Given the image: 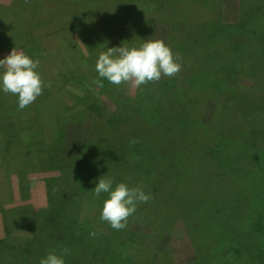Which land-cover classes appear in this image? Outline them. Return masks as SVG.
<instances>
[{"label": "rangeland", "instance_id": "1", "mask_svg": "<svg viewBox=\"0 0 264 264\" xmlns=\"http://www.w3.org/2000/svg\"><path fill=\"white\" fill-rule=\"evenodd\" d=\"M53 1L0 0V59L13 49L23 50L39 60L38 71L44 81L42 95L23 110L18 109L14 95L0 93V264H39L52 250L57 254L66 251V264H190L207 250L205 241L189 234L191 225L186 226L175 209L162 205L159 191L150 192V178L155 180V173L136 179L139 183L125 173L104 174L103 178H112L114 184L142 187L151 196L137 206L126 228L114 230L101 222L102 202L93 196L100 174L93 167L87 172L71 169L72 159L95 125L109 117H122L114 113L122 112L124 101L133 103L134 114L138 106L134 104L142 101V120L151 126L150 133H160L162 148L181 149L187 159L184 162H189L187 168L206 171L218 178V183L235 182L236 189L264 211V166L260 167L263 162L256 156V150L264 148V8L252 13V20L250 11L245 16L247 8H243L240 26L213 32L212 25L208 26L217 13L212 11V0H64L69 7L74 4L83 10L85 17L69 15L65 6L54 7ZM106 1V9L117 4L121 11L105 17ZM205 1H209L206 15L198 12ZM249 1L243 0V7ZM33 2L38 8L47 4L49 11L42 14L45 25L36 31L39 42L30 32L23 33ZM157 4L164 12L154 10ZM152 20H158L153 23L158 26L147 33ZM162 24L166 32L160 28L165 26ZM128 27L129 35L125 33ZM155 39L163 40L179 57L182 67L175 76L162 77L140 89L131 83L114 86L107 81L103 87L97 86L94 65L105 42L110 48ZM231 43L237 46L231 52L234 54L221 49ZM201 45L215 50V66L199 57ZM174 80H191L184 82L188 92L180 101L166 102L164 117L157 119L151 100L142 98L148 89L156 96L163 95ZM249 131L257 137L243 138ZM113 132L108 130V134ZM121 135L117 132L113 139ZM52 156L55 163L49 168L44 161ZM61 168L71 173L66 183L73 186L74 197L84 202L81 206L92 207L88 211L80 208L79 214L95 222L92 225L101 241L96 250L85 240L71 238L68 228L57 224L58 213L51 207L57 183L47 181L58 178ZM190 198L184 200L195 206L192 208H205L203 199L197 203ZM239 203L251 208L244 197ZM136 251L137 258L133 255Z\"/></svg>", "mask_w": 264, "mask_h": 264}, {"label": "trees", "instance_id": "2", "mask_svg": "<svg viewBox=\"0 0 264 264\" xmlns=\"http://www.w3.org/2000/svg\"><path fill=\"white\" fill-rule=\"evenodd\" d=\"M53 5L54 7L65 6L66 13L69 15L77 13L80 14L81 17L87 16V14L76 5L72 4L71 7H69V4L64 0H54ZM29 6L27 12L29 11V13H31L25 21L26 31L23 30V33L26 34L30 32V34L34 35V40L39 42L38 37L40 35L37 34L36 31H38V27L46 23V18L42 14L44 12H49L47 11L48 6L47 4H42L41 6H43V8H38L34 2ZM74 6L76 7L75 9H73ZM105 6V17H113L116 13L121 11V8L117 4H112L106 9V1ZM189 7L192 8V6ZM200 8L198 12L206 15L207 9ZM37 18L39 19L35 20ZM183 20L187 19L184 18ZM71 25L77 27L75 23H71ZM216 29L219 28L213 27L214 32L217 31ZM130 30V28L127 30L128 35L131 33ZM210 34L212 35L214 33ZM233 44L234 43L228 46H222L221 49L228 50L231 53L237 47L236 44ZM201 47L202 49L198 53L199 57L207 64L210 63L208 66H215L216 63L213 62V58L216 56L215 50L209 48L210 46L208 45H201ZM189 81H171L169 87L164 90L161 96H156L150 91L151 89H148V91L146 90L148 95L146 97L144 96L142 99L145 102L147 98L151 100V106L154 111L153 115H155L157 119H161L164 117L163 112L165 103L171 100L177 102L183 99V95H186V92H188V84L185 88L184 82L188 83ZM252 88L253 87L250 89ZM253 102L251 103L253 104ZM122 103V112L114 113L116 117H122L118 120L109 117L95 125L93 131L90 132V137L87 142L79 147L78 155L72 159L71 169L74 168L75 170L87 172L93 167L97 174H100V177L111 171L117 172L118 174L121 173V175L125 173L131 177L134 176V180L138 183L139 181L136 179H140L141 177L147 179L151 177L150 175L152 173H155V175L152 176L155 180L150 178L152 184L150 192L154 193L159 191L162 205L164 207L166 206L168 210L169 208L172 210L175 209L173 212L176 216L183 219L187 224L186 226H188V224L191 225L188 226L189 234L192 237L195 234L198 235L202 243L205 241L207 244V250L203 251L200 257L190 264L263 263L264 211L262 207L252 201V199L247 200L245 193L240 188L236 189L237 186L235 182L229 183L220 180L218 183V178L212 177V175L206 171L202 170L196 172L191 167L187 168L189 162H184V160L186 161L187 159L184 155L185 153L182 152L181 149L171 148V146L162 148L161 146L164 142L160 133L154 131L151 134V126L142 120L143 114L141 111L144 106L142 101H137L134 104L138 105L136 107L137 113L135 112V114L133 103L129 104V101H124ZM261 106H263V102L259 105V107ZM125 123H127V125H125ZM108 130L114 132L108 134ZM117 132H120L122 135L114 140L113 137ZM252 134L255 135V133L249 131V133H244L242 137L247 139L250 137H257V135L253 136ZM112 151H115V153ZM256 156L259 161L263 162L260 167L264 166V148H262L260 152L256 150ZM44 163L49 164V168H51L55 160L52 156V159L48 158ZM64 166L68 167L67 165ZM58 171L63 173L59 175L58 178L47 181L48 183L50 181H55V183H57L54 188L56 199L51 206H54V211L56 210L58 213L59 221L57 224L64 225L68 228L71 238L73 237L79 241L85 240L91 248L96 250V248L101 245V241L97 239L99 237L94 229L95 226L92 225L95 222L92 221L90 223L89 218H82L79 214L80 208L83 207L82 209L88 211L91 210L92 207L81 206L84 202L77 197L75 198L72 194L73 186L66 183L71 173H69V175L64 173L66 170L62 168ZM119 179L120 177H118V180ZM185 196L191 197L190 200L197 203L199 199H203L204 201L202 200L201 202H203L202 204L205 208H199L198 206L196 209L192 208L195 206L189 204V201L184 200ZM243 197L245 203L251 206V208H245L246 206L243 207L239 203ZM106 198V194H102V196L99 197L100 202ZM201 202L199 201V203ZM51 207L49 206L48 209ZM158 208L162 207L159 206ZM188 218H191L189 223ZM192 219H195V222L192 221ZM48 222L52 224L55 223L54 220H48ZM90 233H95L96 235L93 236L90 235ZM197 250L200 252L201 248L198 247ZM95 254L98 253L96 252ZM133 255L137 258L139 254L136 251ZM2 264L16 263L6 262Z\"/></svg>", "mask_w": 264, "mask_h": 264}, {"label": "clouds", "instance_id": "3", "mask_svg": "<svg viewBox=\"0 0 264 264\" xmlns=\"http://www.w3.org/2000/svg\"><path fill=\"white\" fill-rule=\"evenodd\" d=\"M137 46H102L96 59L94 71L95 83L104 86V81L114 86L131 83L140 89L149 82L160 81L162 77H173L181 69L179 57L166 46L163 40H143ZM106 48V50H105ZM39 60L23 50L13 49L8 56L0 59V93L16 97L17 107L23 110L42 95L44 81L38 71ZM98 178L94 189L95 197L106 194L100 207V220L114 230L127 227L128 218L137 211V206L147 203L151 196L142 187H129L126 183H115L112 178ZM95 236V233H90ZM66 251L57 254L49 251L39 260V264H66Z\"/></svg>", "mask_w": 264, "mask_h": 264}, {"label": "crops", "instance_id": "4", "mask_svg": "<svg viewBox=\"0 0 264 264\" xmlns=\"http://www.w3.org/2000/svg\"><path fill=\"white\" fill-rule=\"evenodd\" d=\"M249 2H250L249 5H247L246 7H243V0H219L218 3H217V1L212 0V4L210 3L212 5V11L217 12V13L215 14V16L212 15V21L210 22V24L208 26L212 25V29H213V27H216V28H223L224 27V28H228L229 30H232L233 27L240 26L241 22L243 20V15H241V9H243V8H247V13L245 14V16L248 15V13L250 11L251 20H252V13L254 14V13L258 12L260 8H264V0H250ZM216 3H217V9L216 8L214 9L213 5L215 6ZM206 4H209V1L208 2L205 1V3L203 4L204 6H202V8L206 9L208 6ZM159 8H160V6H159V4H157V6H155L154 10L155 9L157 10ZM160 10H161V8L158 11H160ZM162 11L163 10H161V12ZM262 20H264V18ZM157 21L158 20H152L151 21L152 24H150L148 26L147 33H152V28L158 26V24H156V25L153 24V23H159ZM202 23L204 25L206 23V21L202 20ZM162 25H165V24H162ZM152 26H154V27H152ZM160 28L163 30V32H166V30H168L166 28V25L160 26ZM128 29H129V27H128ZM128 29H126L125 33H127ZM130 32H131V30H130Z\"/></svg>", "mask_w": 264, "mask_h": 264}]
</instances>
